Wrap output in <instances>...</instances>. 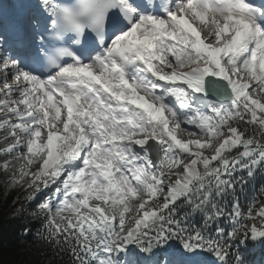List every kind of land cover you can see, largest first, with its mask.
<instances>
[{"label": "snow or ice", "instance_id": "snow-or-ice-1", "mask_svg": "<svg viewBox=\"0 0 264 264\" xmlns=\"http://www.w3.org/2000/svg\"><path fill=\"white\" fill-rule=\"evenodd\" d=\"M0 174L48 264H264V0L0 2Z\"/></svg>", "mask_w": 264, "mask_h": 264}, {"label": "trees", "instance_id": "trees-1", "mask_svg": "<svg viewBox=\"0 0 264 264\" xmlns=\"http://www.w3.org/2000/svg\"><path fill=\"white\" fill-rule=\"evenodd\" d=\"M25 196L21 189L9 188L6 178L0 174V224L4 225L11 240L5 242V251L0 257L3 264H48L50 251H45L39 243L28 244L26 247L18 240L22 226H29L35 231L39 227L38 221H33L31 209L33 204L25 203ZM59 264V261H53Z\"/></svg>", "mask_w": 264, "mask_h": 264}, {"label": "bare ground", "instance_id": "bare-ground-1", "mask_svg": "<svg viewBox=\"0 0 264 264\" xmlns=\"http://www.w3.org/2000/svg\"><path fill=\"white\" fill-rule=\"evenodd\" d=\"M2 0H0V2H1Z\"/></svg>", "mask_w": 264, "mask_h": 264}, {"label": "rangeland", "instance_id": "rangeland-1", "mask_svg": "<svg viewBox=\"0 0 264 264\" xmlns=\"http://www.w3.org/2000/svg\"><path fill=\"white\" fill-rule=\"evenodd\" d=\"M258 260V259H257Z\"/></svg>", "mask_w": 264, "mask_h": 264}]
</instances>
